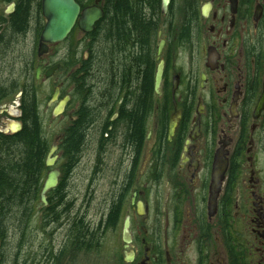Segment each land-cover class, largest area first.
Here are the masks:
<instances>
[{
	"label": "flooded vegetation",
	"instance_id": "1",
	"mask_svg": "<svg viewBox=\"0 0 264 264\" xmlns=\"http://www.w3.org/2000/svg\"><path fill=\"white\" fill-rule=\"evenodd\" d=\"M75 1L68 37L44 42V0H0V264L30 262L15 239L35 219L65 241L35 263H77L72 182L87 167L85 191L111 177L105 219L121 229L112 251L119 264H264V0H170L165 12L162 0ZM93 6L104 15L86 33L79 19ZM126 17L136 20L129 38L112 26ZM29 130L50 144L46 153L27 151ZM31 157L43 161L32 175ZM217 161L224 179L210 216ZM52 169L58 184L45 205Z\"/></svg>",
	"mask_w": 264,
	"mask_h": 264
},
{
	"label": "rangeland",
	"instance_id": "2",
	"mask_svg": "<svg viewBox=\"0 0 264 264\" xmlns=\"http://www.w3.org/2000/svg\"><path fill=\"white\" fill-rule=\"evenodd\" d=\"M50 130L52 129L45 128L46 133ZM89 176V168L87 167L85 171H79V177H75L72 182L73 195L77 196L78 194L77 214L79 217L84 216L85 221L94 231L101 229L103 232L99 237L100 249L89 254L80 253L76 264H109L107 258L111 256L114 246L117 245L118 235L121 231L120 228H118L117 232L115 227L108 228V223H106L105 219L106 214L110 210L108 189L111 185V177L108 175L102 176L98 181V190L88 192L85 189L88 185V180H90ZM48 226V222L38 221L37 219L32 220L30 234L24 240L15 239L16 252L17 248H19L20 256H25L28 259L27 256L29 255L30 262L28 264H39L35 263V261L46 255V252L45 254L43 253L44 249H47L48 253H57L63 242H65L61 233L56 232L55 225Z\"/></svg>",
	"mask_w": 264,
	"mask_h": 264
},
{
	"label": "water",
	"instance_id": "3",
	"mask_svg": "<svg viewBox=\"0 0 264 264\" xmlns=\"http://www.w3.org/2000/svg\"><path fill=\"white\" fill-rule=\"evenodd\" d=\"M163 11L167 10L170 0H162ZM44 14L48 19L46 28L42 34V41L44 42H60L64 41L70 34L73 26L75 25L79 14L80 6L75 0H44L43 2ZM104 13L102 8L98 6L86 8L81 18L79 19V25L81 29L89 33L93 31L94 25L103 17ZM161 48L159 49V53ZM163 63L160 64L157 75L155 88L159 91L161 79H162ZM58 93L54 98H57ZM70 97H65L59 102L58 106L54 109V115L62 113L65 109ZM57 150V145L54 144L49 150L48 159L46 161L47 167H52L55 162L53 156ZM59 172L56 169H52L48 172L46 181L41 190V201L47 205L46 194L54 189L58 184ZM224 179L223 171H221L220 161H217L216 168L214 170L213 181L210 189V201H209V215L214 216L217 212L218 196L221 191L222 181ZM140 211V210H139ZM130 219L126 218L123 227V238L126 243L130 242ZM127 246V244H126Z\"/></svg>",
	"mask_w": 264,
	"mask_h": 264
},
{
	"label": "trees",
	"instance_id": "4",
	"mask_svg": "<svg viewBox=\"0 0 264 264\" xmlns=\"http://www.w3.org/2000/svg\"><path fill=\"white\" fill-rule=\"evenodd\" d=\"M119 13V12H118ZM120 14H118L119 16ZM120 17V16H119ZM133 23H136L135 19L126 17V20H120V19H115L114 23L112 24L113 26V32L118 35V34H125L128 36V38L130 36H132V34L130 32H132V30H134L133 28ZM103 24L102 22L99 23V27H97V31L95 32V40H98V48L100 50V55H99V59H98V66L100 67L101 71H102V66H103V48H104V39H103ZM81 73H83L84 75L81 77V81L80 82L83 87L85 88L87 85V79H88V64H84ZM83 78V79H82ZM26 137L29 138L28 143H29V148H28V152L29 153H36V154H41V153H46L49 149L50 144H48L47 142L41 141V139L38 136H35V132L34 130H29V132L26 133L25 135ZM39 162L42 163L43 161L40 160L39 158H33L31 157V159L29 160V168H30V172L31 175L33 174V170L34 169H38L39 168ZM17 194V192H16ZM18 197H16V202L18 203L19 199H17ZM80 218V217H79ZM77 223L80 225L78 226V239L79 242L77 243V249L79 254L80 253H92L96 250L100 249V245H99V237L96 236V234H91L90 230L88 227H86V225L83 224V220L79 219ZM85 227H82V226ZM116 226V219L113 217L110 219V221L107 224V227L109 228H114ZM109 258V259H108ZM107 258V261L109 264H119L118 258H114V256H111Z\"/></svg>",
	"mask_w": 264,
	"mask_h": 264
},
{
	"label": "bare ground",
	"instance_id": "5",
	"mask_svg": "<svg viewBox=\"0 0 264 264\" xmlns=\"http://www.w3.org/2000/svg\"><path fill=\"white\" fill-rule=\"evenodd\" d=\"M98 49H99V48H98ZM28 148H29V147H28ZM79 219H82V220H83V224L86 225V227L89 228L91 234H96L97 237H100V235L102 234L103 230H101V229H96V230L94 231L93 228L90 227L89 224L85 221L84 216H80ZM77 221H78V220H77ZM50 224H55V211L52 213V219H51ZM84 225H83L82 227H85ZM78 226H80V225L77 223L76 226H75V234L73 235L74 237H73V239L71 240V243H70L71 245L73 244V245H76V246H77V243L79 242V239H78V235H79V232H78ZM86 227H85V228H86ZM99 241H100V239H99ZM45 252H46V251H44L43 253L45 254ZM43 253H42V254H43ZM46 254L48 255L47 257H49L48 252H46Z\"/></svg>",
	"mask_w": 264,
	"mask_h": 264
}]
</instances>
